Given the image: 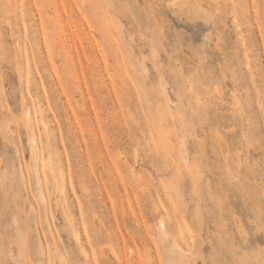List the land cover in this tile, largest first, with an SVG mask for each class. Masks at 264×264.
Masks as SVG:
<instances>
[{
    "label": "rangeland",
    "instance_id": "obj_1",
    "mask_svg": "<svg viewBox=\"0 0 264 264\" xmlns=\"http://www.w3.org/2000/svg\"><path fill=\"white\" fill-rule=\"evenodd\" d=\"M176 2L0 0V264H264V0Z\"/></svg>",
    "mask_w": 264,
    "mask_h": 264
},
{
    "label": "bare ground",
    "instance_id": "obj_2",
    "mask_svg": "<svg viewBox=\"0 0 264 264\" xmlns=\"http://www.w3.org/2000/svg\"><path fill=\"white\" fill-rule=\"evenodd\" d=\"M217 1L218 0H177L176 4L180 7V14H184L186 15V17H190V19L194 18H200V19H207L208 18V21H209V18H211V16H213L214 12H215V8L217 7ZM111 2V1H110ZM112 5V4H111ZM200 21V20H199ZM244 133V132H243ZM35 139V138H34ZM34 139H32L34 141ZM246 141V140H245ZM223 142V143H222ZM224 140L222 141L221 140V145H222V150L225 152V155H226V158L227 160L229 161V165H231L232 167H234V169L238 170V167L239 165H235L233 163V160H232V157L230 155V151L228 149V146L224 144ZM34 144V143H33ZM248 144V143H247ZM33 148H35V146H33ZM38 150V149H36ZM245 150V149H244ZM247 151V150H246ZM244 152V151H243ZM246 154V153H245ZM38 155V154H37ZM37 158V157H36ZM247 161V159H246ZM47 165V164H44V166ZM45 170H46V179L47 181L49 182L50 184V187L55 191L56 189L58 188H64L63 184L58 181L56 179V177L54 176V173L52 171H50V169H48L47 167H45ZM236 170V171H237ZM234 173V171H233ZM234 175H237L236 173H234ZM24 178V177H23ZM38 181H39V185L42 184V180H41V177L38 176ZM53 193V192H52ZM54 195V194H53ZM56 196V195H55ZM54 196V197H55ZM57 197V196H56ZM53 198V197H52ZM40 199L45 203L47 202V197L46 195L43 193V191L40 192ZM55 199V198H54ZM57 201V200H56ZM258 219H262V214L261 213H258V216H257ZM256 223H257V220H256ZM167 225V224H166ZM258 227L260 229H263V224L261 222L258 221L257 223ZM200 226V225H199ZM167 228V227H166ZM200 229V228H199ZM167 230V229H166ZM165 230V223L162 222L161 223V233H160V241L162 242L163 245L166 246V250L167 248H170V258H169V262L171 264H184L183 262V258H182V251L181 249L179 251L178 250L176 251L175 250V247L174 245L176 243L175 241V244L172 243L174 242L173 239L171 240L169 238V234L167 233V231ZM170 232V231H169ZM178 249V248H177ZM163 251V252H166ZM179 254H178V253ZM169 253V252H168ZM167 256V255H166ZM169 256V255H168ZM181 256L180 259H178V257ZM168 258V257H167Z\"/></svg>",
    "mask_w": 264,
    "mask_h": 264
}]
</instances>
